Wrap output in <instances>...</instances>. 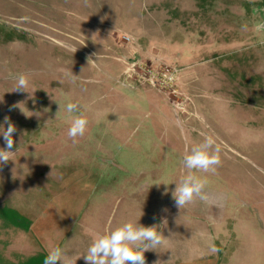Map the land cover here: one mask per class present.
<instances>
[{
    "label": "rangeland",
    "instance_id": "1",
    "mask_svg": "<svg viewBox=\"0 0 264 264\" xmlns=\"http://www.w3.org/2000/svg\"><path fill=\"white\" fill-rule=\"evenodd\" d=\"M257 23H264V0H0V126L7 128L8 116L17 128L12 161L0 165V220L31 221L39 208L56 219L60 206L67 218L92 213L104 232L127 221L143 225L135 204L117 202L124 193L116 156L134 151L118 146L116 128L184 122L219 144L212 174L241 186L224 227L228 246L240 251L264 240V31ZM132 61L144 70L128 69ZM151 68L176 69L177 92L139 77ZM19 73L29 76L30 93L11 92ZM124 89L130 97L116 98ZM19 102L28 116L10 111ZM69 102L89 121L75 140L67 132L79 112L69 114ZM149 102L160 111L151 114ZM126 103L148 113L117 114ZM173 143L147 142L153 166L177 169L188 142ZM165 157L168 164L159 162ZM146 181L129 193L157 200L162 188Z\"/></svg>",
    "mask_w": 264,
    "mask_h": 264
},
{
    "label": "crops",
    "instance_id": "2",
    "mask_svg": "<svg viewBox=\"0 0 264 264\" xmlns=\"http://www.w3.org/2000/svg\"><path fill=\"white\" fill-rule=\"evenodd\" d=\"M126 91L127 89L122 92L116 90V98L121 100L129 98L131 94ZM145 92L149 97L155 95L153 91ZM127 103L123 111L116 110L117 114L132 118L138 114L148 113L146 110L131 108ZM150 104L151 114L156 113V110L160 111V107L154 109L152 102H149L148 106ZM216 129L213 131H217ZM125 131L129 132L127 139L130 142L127 144L121 139ZM195 131L184 122L166 126L150 123L149 126L132 130L126 124L118 125L116 128L118 146H129L132 147V152L134 151L130 155L119 152V156H116V167L121 171L119 176H116V187L118 186L119 191L124 193L117 198V202L119 205L123 202L129 203L130 206L135 204L136 210L138 211V208L140 210L139 216L143 225H160L159 228L165 237L162 246L155 251L145 252L146 264H155L158 260L159 264H264L263 239L251 241L256 243V246L246 245V248L240 251H233L230 245L228 246L230 236L224 233V227L229 218L228 212L231 211L235 199H238L236 193L241 187L238 182L228 181L225 174L214 176L212 173L197 172L195 173L197 176L206 177L208 180L206 192L209 200L202 202L195 199L182 209L175 205L169 188L168 193L164 194L166 188L164 184L168 182L165 180H169L170 186L173 185L175 188L174 183L187 174L188 170L183 166L186 149L184 147L180 160L177 161L179 164L177 169L171 172L165 171L163 166L152 165L154 161L149 160L150 157L147 156L146 144L149 140L158 139L164 143L163 145L173 147V142L184 141L188 142L186 144L189 151V146L196 144L199 137L205 138L197 135ZM133 156L137 158L132 160ZM170 161L169 157H165L159 162L168 164ZM213 178L218 180L210 183L209 180ZM146 179L155 180L156 184H160L158 187L162 188V191L161 195L156 196L157 200L153 195L150 196L149 192L140 200L129 193L134 189L144 190L149 184ZM145 183L146 186H143ZM158 200L159 202L155 204ZM38 210L31 221L0 220V264H43L48 250L57 246L64 250L71 264H75L77 257L86 254L93 235L104 233V228H100L102 223L92 213L80 218L72 215L67 218L65 209L59 206L53 215L56 219H47L41 208ZM76 264L86 262L79 258Z\"/></svg>",
    "mask_w": 264,
    "mask_h": 264
},
{
    "label": "clouds",
    "instance_id": "3",
    "mask_svg": "<svg viewBox=\"0 0 264 264\" xmlns=\"http://www.w3.org/2000/svg\"><path fill=\"white\" fill-rule=\"evenodd\" d=\"M254 11L258 12L259 10ZM255 30L257 32L264 31V23H257ZM13 79L15 80V86L11 92L30 93L28 91L30 81L26 73H19ZM21 104L24 103L19 102L10 106V111L19 108L28 116L21 108ZM65 107L69 114L79 112L80 109L79 104L75 102H69ZM88 123L87 117L82 112L72 116L67 135L73 140L84 136ZM4 124L7 125L6 129L0 126V129H2L0 135L3 136L5 142V147L0 148V165L12 161V156L15 154L13 151L15 146L13 136L17 128L8 116L4 117ZM220 151V146L215 139L212 136H206L203 141L194 144L183 156V166L188 171L178 182L174 183L175 188L171 192L172 199L179 209L184 208L195 199L208 202L209 197L206 192L208 180L206 177L202 178L195 173H214L221 164ZM156 185L159 186L160 184ZM167 193L168 189L166 187L164 194ZM159 226L155 224L144 226L138 221H127L107 232L97 233L93 235L86 254L77 257V259L83 258L86 264H146L145 252L155 251L164 243L165 237ZM43 264H71V262L64 250L57 246L48 250L43 259ZM155 264H159V260Z\"/></svg>",
    "mask_w": 264,
    "mask_h": 264
},
{
    "label": "built area",
    "instance_id": "4",
    "mask_svg": "<svg viewBox=\"0 0 264 264\" xmlns=\"http://www.w3.org/2000/svg\"><path fill=\"white\" fill-rule=\"evenodd\" d=\"M128 39V38H126ZM135 66H138L139 68L143 69V66L138 61H132L131 67L128 69L134 68ZM177 70L174 68H167L164 70H158V69H149L147 70L146 75L140 74L139 77L143 80H146L150 85L160 88V89H171L173 93H176L175 89V82L177 80Z\"/></svg>",
    "mask_w": 264,
    "mask_h": 264
}]
</instances>
